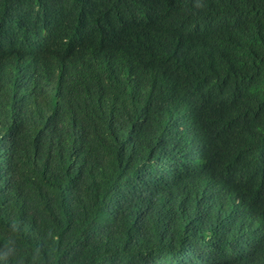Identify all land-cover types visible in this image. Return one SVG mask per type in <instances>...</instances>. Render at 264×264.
Listing matches in <instances>:
<instances>
[{
  "label": "trees",
  "instance_id": "16d2710c",
  "mask_svg": "<svg viewBox=\"0 0 264 264\" xmlns=\"http://www.w3.org/2000/svg\"><path fill=\"white\" fill-rule=\"evenodd\" d=\"M0 264H264V0H0Z\"/></svg>",
  "mask_w": 264,
  "mask_h": 264
}]
</instances>
